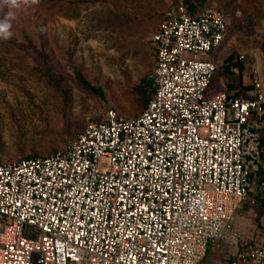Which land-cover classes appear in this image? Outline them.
Listing matches in <instances>:
<instances>
[{
  "label": "built area",
  "instance_id": "obj_1",
  "mask_svg": "<svg viewBox=\"0 0 264 264\" xmlns=\"http://www.w3.org/2000/svg\"><path fill=\"white\" fill-rule=\"evenodd\" d=\"M227 31L213 6L177 0L139 115L108 108L53 153L0 164V264H203L212 244L234 248L229 264L264 261L234 226L255 177L264 198V63L247 96L209 93Z\"/></svg>",
  "mask_w": 264,
  "mask_h": 264
},
{
  "label": "rangeland",
  "instance_id": "obj_2",
  "mask_svg": "<svg viewBox=\"0 0 264 264\" xmlns=\"http://www.w3.org/2000/svg\"><path fill=\"white\" fill-rule=\"evenodd\" d=\"M176 1L40 0L13 10V36L0 41V163L53 153L108 108L137 116L143 110L137 86L151 78L155 64L151 36ZM203 6L225 14L229 50L250 56L264 40V0H207ZM8 10L0 4V20ZM32 48L46 55L60 82L40 73ZM77 72L102 95L81 85ZM240 233L239 249L260 242ZM234 252L212 244L203 264H229Z\"/></svg>",
  "mask_w": 264,
  "mask_h": 264
},
{
  "label": "crops",
  "instance_id": "obj_3",
  "mask_svg": "<svg viewBox=\"0 0 264 264\" xmlns=\"http://www.w3.org/2000/svg\"><path fill=\"white\" fill-rule=\"evenodd\" d=\"M259 15L260 20L262 18L264 24V11H261ZM158 24L155 31L158 28ZM224 41L218 48L212 50L208 56V58L217 65V69L212 78L210 93L222 91H229L230 93L238 92L239 90L243 91V93L250 92L252 80L256 77L254 69L259 68V65L264 63V48L260 47V43L256 44L253 46L252 50L250 49L251 55L249 56L243 51L229 50L224 45ZM231 54L235 55V59L239 54L244 55V59L240 62L242 67L241 70H238L235 61H232L233 63L226 62ZM262 74H264V72H262ZM262 144L263 156L260 165V172L257 177H264V137ZM251 201H254V203L251 204ZM234 226L237 230L243 232L250 240H260L258 243L264 245V198H261L258 194L256 177L252 180L251 189L245 200L242 202L241 208L235 213ZM259 227H262V229ZM258 243L252 244L258 245Z\"/></svg>",
  "mask_w": 264,
  "mask_h": 264
},
{
  "label": "trees",
  "instance_id": "obj_4",
  "mask_svg": "<svg viewBox=\"0 0 264 264\" xmlns=\"http://www.w3.org/2000/svg\"><path fill=\"white\" fill-rule=\"evenodd\" d=\"M206 2H207V0H184V4L186 6V9H187L188 13L191 14V15H196L197 10L200 7H202ZM222 14L224 15V18L226 19L225 14L223 12H222ZM227 27H228V23H227ZM260 47L264 48V40L261 41ZM154 55H155V50H154ZM31 56H33L35 58V60L37 61V63H38V67L37 68L40 71V73L42 75L48 77V81H50L52 84H54L55 82H60L61 81L60 77L57 76V74L55 72H51L52 69L50 68L48 60H47V57H46V55L43 52L36 51V50L33 49ZM234 59H235V55L231 54L227 58L226 62L230 63L232 61H235L236 65L238 67V70H241V68H242L241 67V63H240L241 60H238L237 56H236V59L235 60ZM230 65H233V64H230ZM216 69H217V65H216ZM76 78H77V80L79 81V83L81 85L89 88L94 93L102 95L101 91L99 89L94 88L93 86H91V84L80 73H78V72L76 73ZM211 82H212V80H211ZM211 82H210L209 87H208V92L209 93H210ZM252 89H253V85L251 83V90ZM58 90L60 92L61 89L59 88ZM137 91H138L139 95L141 96V98L143 100L142 106H143V109H144L146 107V105H147V102L153 97L154 88L152 86V79L151 78H147V77L141 78L140 79V84L137 86ZM61 93H62V90H61ZM226 93L230 97H241V96H247L248 92L243 93V91L239 90L238 92H230V93H229V91L228 92L226 91ZM126 118H129V117H126ZM262 147H263V144L261 146V150H263ZM262 156H263V154H262ZM30 157H38V156H30ZM25 158H28V157H25ZM260 264H264V261L261 262Z\"/></svg>",
  "mask_w": 264,
  "mask_h": 264
},
{
  "label": "clouds",
  "instance_id": "obj_5",
  "mask_svg": "<svg viewBox=\"0 0 264 264\" xmlns=\"http://www.w3.org/2000/svg\"><path fill=\"white\" fill-rule=\"evenodd\" d=\"M40 0H0V4L9 10L5 13L4 19L0 20V41H7L13 36L12 21L15 20V11L31 8L38 5Z\"/></svg>",
  "mask_w": 264,
  "mask_h": 264
}]
</instances>
